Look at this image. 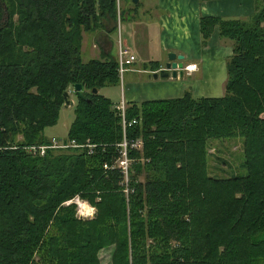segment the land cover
Instances as JSON below:
<instances>
[{
	"label": "trees",
	"instance_id": "obj_1",
	"mask_svg": "<svg viewBox=\"0 0 264 264\" xmlns=\"http://www.w3.org/2000/svg\"><path fill=\"white\" fill-rule=\"evenodd\" d=\"M255 10L199 21L203 46L215 27L231 43L222 97L125 104L123 129L116 106L91 93L119 84L116 58L83 62L80 50L83 33L113 32L127 11L115 0H0V264H100L110 247L111 264H264V0ZM74 85L66 139L93 153H27L50 144L43 131ZM235 137L245 175L209 177L208 141ZM74 195L94 219L61 206Z\"/></svg>",
	"mask_w": 264,
	"mask_h": 264
},
{
	"label": "crops",
	"instance_id": "obj_2",
	"mask_svg": "<svg viewBox=\"0 0 264 264\" xmlns=\"http://www.w3.org/2000/svg\"><path fill=\"white\" fill-rule=\"evenodd\" d=\"M136 5L135 10L128 3L123 4L131 16L126 12V21L120 23V32L123 30L124 34L121 41L136 62L125 73L127 82L119 103L175 100L186 93L193 100L222 97L227 80L226 64L232 55L231 43L220 38L215 27L203 46L199 21L204 17L246 20L247 16L255 14V0H138ZM112 26L110 23L95 33H83L81 59L83 55L89 58L88 61L116 58L118 31L116 28L110 32ZM115 34L116 42L113 40ZM168 53L182 56L184 67L197 65V71L192 74L183 72L181 79H149L164 68ZM149 64H156L157 69L150 71L151 68L144 67Z\"/></svg>",
	"mask_w": 264,
	"mask_h": 264
},
{
	"label": "rangeland",
	"instance_id": "obj_3",
	"mask_svg": "<svg viewBox=\"0 0 264 264\" xmlns=\"http://www.w3.org/2000/svg\"><path fill=\"white\" fill-rule=\"evenodd\" d=\"M124 1H120V8L124 9L129 13V9L123 8ZM117 8V7H116ZM256 12V10H255ZM254 16V15H253ZM253 16L245 18L247 21L251 19ZM126 21V20H125ZM243 21V20H242ZM110 24V23H107ZM95 33V32H93ZM89 34V33H87ZM83 35V34H82ZM121 36L124 38L123 30L121 31ZM113 40H117V34L113 35ZM115 54V50H112V55ZM88 57L86 55L82 56V61H88ZM127 82V74L123 75L122 81L119 82L116 86H108L104 87L100 90L101 95H106L107 98L111 100L115 106L119 105V101L123 96L124 87ZM70 101L72 105L63 106L59 112V118L55 126L48 127L43 131V134L46 138H60L66 139L68 134V129L70 124L74 119V110L76 104V97L74 93L70 94ZM119 103V104H118ZM20 139V137L18 138ZM31 147V146H29ZM27 148V147H25ZM24 148V149H25ZM208 158L206 163V173L209 177L216 178H224L232 175H245V171L242 170V162L243 160V139L239 137L225 139V140H210L208 141ZM124 177V176H123ZM141 181H144V178H140ZM124 184L126 185L128 182V174L127 179H123ZM126 192V191H125ZM78 199L80 204H83V211L79 212V206L73 203H69L70 201ZM63 207H73L75 216L78 220L81 221H90L94 219L96 215V207L90 204L88 201L82 199L79 195H74L71 199L62 203ZM113 253V248H107L102 250L98 257L100 260V264H111V257Z\"/></svg>",
	"mask_w": 264,
	"mask_h": 264
},
{
	"label": "built area",
	"instance_id": "obj_4",
	"mask_svg": "<svg viewBox=\"0 0 264 264\" xmlns=\"http://www.w3.org/2000/svg\"><path fill=\"white\" fill-rule=\"evenodd\" d=\"M117 10L120 8V0H115ZM120 22L117 21V31H118V40H117V56H116V62H117V73L118 78L120 81H122L123 75L126 73L127 69L132 66L136 59L134 55L131 53V51L126 48L121 41V32H120ZM197 71V65H188L183 68V72H186L188 74H192ZM116 109L120 113V117L122 120V127L123 129L127 125L124 119V110H125V103L121 101V103L116 107ZM136 122L133 121L128 124V126H131L132 124H135ZM126 142L120 145L122 148L121 157L118 159V166L117 168L121 171L125 179H127L128 174V168H129V160L127 158V146ZM142 146L141 141H137L130 145L131 149L134 150H140ZM95 146L94 145H78L74 141H68L67 139H59V138H52L50 139V144L43 145V146H31L25 148L26 152L29 154H32L33 156H43L47 151H56V152H63L67 150H81L86 149L88 151V155H91L93 153ZM104 169L108 170L110 167L108 165H104ZM113 169V166L111 167ZM69 203H73L79 206V212H82L84 207L83 204L81 205L78 199H74L70 201Z\"/></svg>",
	"mask_w": 264,
	"mask_h": 264
},
{
	"label": "water",
	"instance_id": "obj_5",
	"mask_svg": "<svg viewBox=\"0 0 264 264\" xmlns=\"http://www.w3.org/2000/svg\"><path fill=\"white\" fill-rule=\"evenodd\" d=\"M133 5H136L138 3V0H127ZM183 57L177 56L174 53H168L167 54V63L165 64L164 68L159 70L157 73L152 74L149 76V79L152 80H167L169 78L175 80L177 78L181 79L183 77ZM75 94L78 96L81 92V86L80 85H74L73 86ZM98 91L96 89L91 90L92 94H96ZM64 106H69L72 104L71 101H69V95L68 93H64Z\"/></svg>",
	"mask_w": 264,
	"mask_h": 264
},
{
	"label": "bare ground",
	"instance_id": "obj_6",
	"mask_svg": "<svg viewBox=\"0 0 264 264\" xmlns=\"http://www.w3.org/2000/svg\"><path fill=\"white\" fill-rule=\"evenodd\" d=\"M81 88H82V87H81ZM81 92H82V89H81ZM81 92H80V93H81ZM67 93H68V95H69V101H70V94H69V92H67ZM73 93H75V92H74V89H73ZM71 105H72V104H71ZM117 106H118V105H117ZM117 106H116V107H117ZM125 107H126V106H125Z\"/></svg>",
	"mask_w": 264,
	"mask_h": 264
}]
</instances>
